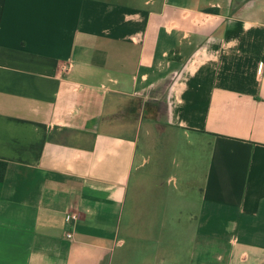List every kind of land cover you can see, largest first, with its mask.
Returning <instances> with one entry per match:
<instances>
[{
  "label": "crops",
  "instance_id": "crops-1",
  "mask_svg": "<svg viewBox=\"0 0 264 264\" xmlns=\"http://www.w3.org/2000/svg\"><path fill=\"white\" fill-rule=\"evenodd\" d=\"M2 163L0 264H264V0H0Z\"/></svg>",
  "mask_w": 264,
  "mask_h": 264
},
{
  "label": "built area",
  "instance_id": "built-area-1",
  "mask_svg": "<svg viewBox=\"0 0 264 264\" xmlns=\"http://www.w3.org/2000/svg\"><path fill=\"white\" fill-rule=\"evenodd\" d=\"M64 70H66L67 68H63ZM76 217H69L66 221H65V223H66V228L68 227V228H70V226L72 225V220L73 219H75ZM66 237L68 238V239H72L73 238V233L72 232H68V233H66Z\"/></svg>",
  "mask_w": 264,
  "mask_h": 264
},
{
  "label": "trees",
  "instance_id": "trees-1",
  "mask_svg": "<svg viewBox=\"0 0 264 264\" xmlns=\"http://www.w3.org/2000/svg\"><path fill=\"white\" fill-rule=\"evenodd\" d=\"M7 165L2 163L0 164V182H3L5 179V173H6Z\"/></svg>",
  "mask_w": 264,
  "mask_h": 264
},
{
  "label": "rangeland",
  "instance_id": "rangeland-1",
  "mask_svg": "<svg viewBox=\"0 0 264 264\" xmlns=\"http://www.w3.org/2000/svg\"><path fill=\"white\" fill-rule=\"evenodd\" d=\"M143 140V137H142ZM152 156L154 157V159L159 158V156H157L155 153H152Z\"/></svg>",
  "mask_w": 264,
  "mask_h": 264
}]
</instances>
